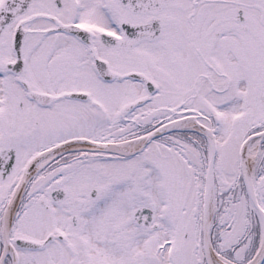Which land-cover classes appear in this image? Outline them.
Instances as JSON below:
<instances>
[{"label": "snow or ice", "instance_id": "6c2138e0", "mask_svg": "<svg viewBox=\"0 0 264 264\" xmlns=\"http://www.w3.org/2000/svg\"><path fill=\"white\" fill-rule=\"evenodd\" d=\"M0 264H264V0H0Z\"/></svg>", "mask_w": 264, "mask_h": 264}]
</instances>
